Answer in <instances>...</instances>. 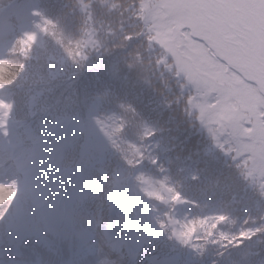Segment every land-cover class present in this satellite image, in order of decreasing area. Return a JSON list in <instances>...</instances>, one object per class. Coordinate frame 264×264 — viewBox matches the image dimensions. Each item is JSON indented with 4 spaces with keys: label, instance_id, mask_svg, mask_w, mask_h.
Wrapping results in <instances>:
<instances>
[{
    "label": "trees",
    "instance_id": "16d2710c",
    "mask_svg": "<svg viewBox=\"0 0 264 264\" xmlns=\"http://www.w3.org/2000/svg\"><path fill=\"white\" fill-rule=\"evenodd\" d=\"M7 1L0 0V6ZM226 3L231 9L225 6L224 14L244 21L239 30L257 36L248 43L264 45L262 0ZM146 5V0H36L38 28L22 47L11 48L0 67V83L20 87L13 91L14 115L23 118L42 111L55 119H69L74 103L85 113L105 88L106 104L121 106L124 129L132 133H121L112 112L117 134L113 143L122 138L123 149L132 155H121L123 159L142 166L147 152L168 176L162 181L141 167L146 188H136L142 196L149 192V203L159 216L162 203L154 198L166 200L165 207L173 209L170 193L180 196L181 208L190 216L185 220L187 229L196 227L193 237L192 231L181 232L179 245L192 249L193 241L197 252L192 253L201 264H264V197L191 110L185 82L178 79L170 54L154 45L145 25ZM249 87L257 104L262 101L264 113V98L255 85ZM40 119L47 122V117ZM127 173L125 167H114L101 195L92 201L103 198L111 183L122 181ZM195 207L202 208V214L213 208L202 217L207 221L194 214ZM201 221L206 223L203 230ZM158 227L168 241L171 234L165 221L159 218Z\"/></svg>",
    "mask_w": 264,
    "mask_h": 264
},
{
    "label": "rangeland",
    "instance_id": "374dc122",
    "mask_svg": "<svg viewBox=\"0 0 264 264\" xmlns=\"http://www.w3.org/2000/svg\"><path fill=\"white\" fill-rule=\"evenodd\" d=\"M146 20L152 23L151 31L156 43L175 60L189 86L194 87L193 82L199 83L200 92L210 89L219 95L218 105L222 111L212 108L210 123L218 127L224 136L231 135L237 139L240 152L245 154L246 168L252 167L251 171L259 176L257 180L264 179V135L260 113L244 94L247 82L256 84L264 95V81L257 80L258 71L264 75V59L259 60L252 55L244 57L237 47L240 36L233 37L227 27L225 32L222 31L227 18L223 11L217 10L214 0H207L205 5H199L196 0H152ZM200 43L207 44L213 53L224 56L215 54L227 64V69L219 67L215 57L203 54ZM198 90L194 89L196 94ZM211 96V93H207L204 99L196 96L201 120L209 113ZM225 118L229 126L222 124ZM11 180L9 173L0 170V183H4V186H0V216L4 220L10 219L8 222L19 227L18 230L14 229L7 222V226H0V260L3 264H32L40 257L41 251L33 241L34 236L23 231L24 223L18 215L19 211L21 215L23 213L19 207L23 199L22 186L15 185ZM66 250L68 247L64 252ZM83 264L122 262H113L104 255H94Z\"/></svg>",
    "mask_w": 264,
    "mask_h": 264
},
{
    "label": "snow or ice",
    "instance_id": "6c2138e0",
    "mask_svg": "<svg viewBox=\"0 0 264 264\" xmlns=\"http://www.w3.org/2000/svg\"><path fill=\"white\" fill-rule=\"evenodd\" d=\"M5 224V220L2 216H0V226Z\"/></svg>",
    "mask_w": 264,
    "mask_h": 264
}]
</instances>
